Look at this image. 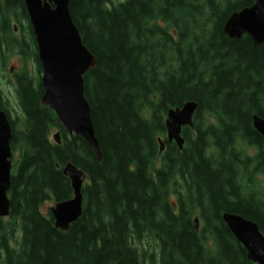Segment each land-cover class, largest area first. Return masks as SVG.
Segmentation results:
<instances>
[{"label":"trees","instance_id":"1","mask_svg":"<svg viewBox=\"0 0 264 264\" xmlns=\"http://www.w3.org/2000/svg\"><path fill=\"white\" fill-rule=\"evenodd\" d=\"M253 2L70 1L96 58L83 79L98 161L40 105L41 65L24 2L0 0V63L15 53L22 60L13 71L20 130L0 87L12 130L0 264H255L221 219L239 214L264 234V136L252 126L254 114L264 115V41L223 33L229 15ZM186 101L197 109L179 149L166 140L164 121ZM51 129L60 143L49 140ZM67 161L85 174L82 213L60 230L43 207L72 197Z\"/></svg>","mask_w":264,"mask_h":264},{"label":"water","instance_id":"2","mask_svg":"<svg viewBox=\"0 0 264 264\" xmlns=\"http://www.w3.org/2000/svg\"><path fill=\"white\" fill-rule=\"evenodd\" d=\"M70 1L23 0L41 65L43 93L40 105L51 109L68 135L81 137L92 148L95 159L100 161L102 154L94 133L89 103L84 96L83 79L85 73L96 66V58L81 40L70 15ZM223 33L230 39H239L245 34L254 46L261 44L264 41V0H254L251 6L233 11L223 25ZM196 109L195 101H186L180 107L166 111V140L174 142L179 149L184 145L182 128L192 126ZM252 126L264 136V115L254 114ZM59 136V131L54 133L56 143L60 141ZM11 137L10 122L0 109V218L7 217L10 211ZM158 141L162 151L164 141L160 138ZM62 173L70 181L72 197L52 204L48 210L55 228L67 230L82 213L81 188L85 174L70 161L63 165ZM221 219L243 246L247 258L255 264H264V234L257 223L227 211L222 213ZM193 222L198 228L197 217Z\"/></svg>","mask_w":264,"mask_h":264},{"label":"rangeland","instance_id":"3","mask_svg":"<svg viewBox=\"0 0 264 264\" xmlns=\"http://www.w3.org/2000/svg\"><path fill=\"white\" fill-rule=\"evenodd\" d=\"M17 32V34H19V31H17V29L15 30ZM22 34V32H20ZM26 33V31H25ZM13 66V70L10 71L9 67ZM22 66V60L20 58V56L18 54H13L10 55L7 58L6 64L3 65L0 63V87L2 89V95H3V100L5 101V105L7 106V108L9 109L10 112V117L12 119H16V123L17 120H19V122L16 124V129H21L22 124L20 121V118L22 116V112L20 109V106L18 104V99L16 96V92H15V85H14V76H13V71L14 70H19V68ZM36 64L33 60L31 59H27L26 60V65L25 68L27 69V71L30 73V75L34 76L36 75ZM41 75V72H40ZM57 132V129H51L48 135L49 140L52 143H56L55 138H54V133ZM60 134V133H59ZM60 138V136H59ZM60 143V141H59ZM250 152H252V149H249ZM16 158V153L15 151L13 152V159ZM53 203L51 202H46L44 204L43 210H47L50 206H52Z\"/></svg>","mask_w":264,"mask_h":264}]
</instances>
